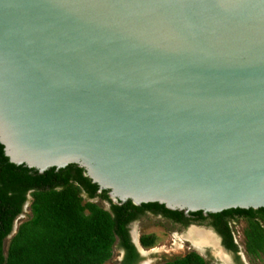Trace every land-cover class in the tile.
Wrapping results in <instances>:
<instances>
[{
	"label": "water",
	"instance_id": "95a60500",
	"mask_svg": "<svg viewBox=\"0 0 264 264\" xmlns=\"http://www.w3.org/2000/svg\"><path fill=\"white\" fill-rule=\"evenodd\" d=\"M0 143L115 203L264 208V0H0Z\"/></svg>",
	"mask_w": 264,
	"mask_h": 264
},
{
	"label": "trees",
	"instance_id": "16d2710c",
	"mask_svg": "<svg viewBox=\"0 0 264 264\" xmlns=\"http://www.w3.org/2000/svg\"><path fill=\"white\" fill-rule=\"evenodd\" d=\"M0 143V264H103L110 256L114 236L130 252L123 224L134 218L128 208L138 209L128 200L124 204L111 203V211L99 208L90 200L99 197L110 202L107 191L84 176V169L68 165L38 173L26 166L17 167L4 154ZM29 200L30 214L22 221L7 245L15 219ZM166 216L182 219V211H171L158 203L142 204ZM229 213L264 219V208L235 209L211 214L221 217ZM202 218V212H191ZM262 250L258 242L252 251ZM177 264H203L191 256Z\"/></svg>",
	"mask_w": 264,
	"mask_h": 264
},
{
	"label": "flooded vegetation",
	"instance_id": "af4514ba",
	"mask_svg": "<svg viewBox=\"0 0 264 264\" xmlns=\"http://www.w3.org/2000/svg\"><path fill=\"white\" fill-rule=\"evenodd\" d=\"M108 199L110 202L99 197L90 201L108 212L111 211V203H125H115L109 196ZM131 204L138 209H127L134 218L125 222L123 229L132 251L123 246L122 239L115 235L110 256L104 263L111 260L112 264H177L197 256L203 264H264L263 218H247L235 213L217 218L202 213V218H199L191 212L186 214L182 211L183 218L175 219L160 210ZM27 207L29 210V205ZM23 213L24 207L19 216ZM29 214L30 211L27 216ZM150 220L151 223L145 224ZM159 233L167 236H160ZM163 237L169 238V244L161 243L164 242ZM179 242L182 243L180 247ZM258 242H262V250H250Z\"/></svg>",
	"mask_w": 264,
	"mask_h": 264
},
{
	"label": "rangeland",
	"instance_id": "374dc122",
	"mask_svg": "<svg viewBox=\"0 0 264 264\" xmlns=\"http://www.w3.org/2000/svg\"><path fill=\"white\" fill-rule=\"evenodd\" d=\"M94 201H96V200H94ZM28 207H26L25 209H24V213L20 216V219L17 221V225H19L22 221H24L25 219H26V217H27V213H28ZM152 220V219H151ZM151 220L150 221H148V222H145V224H147V223H151ZM159 235L160 236H167L165 233L163 234H161V233H159ZM163 240H164V242H161L163 245H167V244H169V238L168 237H163ZM8 241H9V239L8 240H6V242H5V245H7V243H8ZM161 244V245H162ZM178 245H179V247L182 245V243H178ZM175 250H178L177 248H175ZM104 264H112L111 263V260L110 261H107L106 263H104Z\"/></svg>",
	"mask_w": 264,
	"mask_h": 264
}]
</instances>
